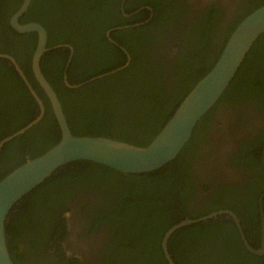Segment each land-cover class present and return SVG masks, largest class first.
<instances>
[{"label":"trees","instance_id":"trees-1","mask_svg":"<svg viewBox=\"0 0 264 264\" xmlns=\"http://www.w3.org/2000/svg\"><path fill=\"white\" fill-rule=\"evenodd\" d=\"M230 1L224 11L216 0L209 6L204 5L209 0H126L123 4V0H31L19 23L41 25L47 35V49L63 45L72 48L68 83L84 84L80 88H67L62 80L68 48L45 53L40 69L58 97L73 136L102 137L146 147L195 84L212 69L234 29L264 5V0ZM5 2L0 0L2 21L10 18L23 0H14L15 5ZM7 21L6 30L24 43L26 40L12 31ZM28 35L34 40L30 55L13 56L1 48L0 54L14 58L42 101L44 114L36 125L1 149L0 181L61 139L50 102L31 70L37 35ZM47 64L53 65L54 73ZM111 70L112 74L90 82ZM245 101L253 106L254 111L248 112L251 114L264 104V34L254 42L218 101L194 127L189 142L168 165L150 173L123 174L77 161L59 168L23 198L5 222L13 264H24V260L29 264H168L161 249L164 234L182 220L209 214L192 212L202 200L198 188L209 191L208 196L215 195L193 177L184 188L178 160L191 150L196 139L209 143L213 114L233 113L234 106H244ZM225 105L227 109L222 110ZM38 114L39 107L14 66L0 59V141L24 128ZM29 137L34 145L27 144ZM234 159L239 160V152ZM178 188L183 189L182 194ZM221 219L177 230L168 242L174 264H258L259 257L245 249L234 225ZM77 227L84 241L100 233L98 250L70 246L68 232L73 233ZM232 230L235 233L231 234ZM244 234L255 249L248 232ZM218 241L229 246L223 249L229 252L224 258L213 255L218 251L213 244ZM17 243L23 245V251L19 252ZM79 252L82 258L75 257Z\"/></svg>","mask_w":264,"mask_h":264},{"label":"water","instance_id":"water-1","mask_svg":"<svg viewBox=\"0 0 264 264\" xmlns=\"http://www.w3.org/2000/svg\"><path fill=\"white\" fill-rule=\"evenodd\" d=\"M30 1L23 0L20 8L11 17L10 24L18 34L34 33L37 35V45L31 59V70L36 82L50 102L59 126L61 139L46 153L35 159L27 160L0 181V264H13L5 236V222L11 210L59 168L77 161H88L123 174H144L157 171L172 162L188 142L195 125L214 106L229 86L254 42L264 34L263 5L245 17L234 29L212 69L195 84L150 144L146 147H136L102 137H75L70 133L58 97L41 72L40 61L48 51L60 48L72 50V48L63 45L47 49V35L41 25L36 23L21 25L19 23L20 18L28 9ZM125 1L123 0L122 4ZM109 33L110 31L106 33L107 37H109ZM0 59H6L14 66L15 71L39 107L38 116L30 124L0 141L1 151L6 143L24 134L41 120L44 114V105L14 59L4 54H0ZM64 80L65 85L70 89L84 85L72 86L67 83L66 77ZM92 81L94 80L90 82ZM224 213L220 211L193 220L185 219L172 226L164 234L161 242V249L167 263L174 264L168 253V241L177 230L205 222ZM230 216L238 227L247 251L254 255L264 254V247L256 251L249 246L237 219L233 215ZM262 245H264V230H262Z\"/></svg>","mask_w":264,"mask_h":264},{"label":"flooded vegetation","instance_id":"flooded-vegetation-1","mask_svg":"<svg viewBox=\"0 0 264 264\" xmlns=\"http://www.w3.org/2000/svg\"><path fill=\"white\" fill-rule=\"evenodd\" d=\"M13 1L4 0L5 5H15L16 3ZM214 1L215 0H209V3H204V5L208 4L209 6L213 4ZM216 2L219 7L222 8L223 6L224 11H226L229 4H231L230 0H216ZM234 3L239 4L238 1H234ZM146 9L149 10L150 8L148 9L147 7ZM233 9V11H235L238 9V7ZM5 15L6 13H4V16ZM11 17L4 18L3 21L0 18V48L8 50L10 55H22L26 57L27 55L31 54L34 40L32 37H29L31 35L19 34V36L23 37L22 40L26 41L24 43L16 41L17 37L14 34H10L12 32H8L6 30L7 27L5 26V21L8 19V26L12 31H14L10 24ZM125 17L129 18L128 15ZM30 23L34 22H27L21 25ZM9 34L10 36L7 37ZM109 41L117 45V42L112 41L110 38ZM69 50L70 54L66 64L64 65L62 75L63 82L65 81L64 78L66 77L67 83V71L72 58V50ZM10 57L13 58L12 56ZM47 65V69L51 73H54L55 69L53 65ZM112 72H114V70L94 77L90 79V81L106 77L112 74ZM244 104V106L240 107H238V105L234 106L235 111L233 113L225 112L222 115L219 112L213 114V121L210 124V127H213V130L210 131L209 134L211 137L209 138V143H207V140L201 141L196 139L193 146L189 148L191 150L186 151V153L181 158H179L177 171L181 173L180 182L184 188L188 178L193 177L197 180V182H200L201 186H207L209 190L215 194L208 196L209 191L206 193V190H203L202 187L198 188L197 195L199 193H203V196L201 197L202 200L197 204V207H194L195 211H192L193 213L201 214L206 211L209 214L220 211L225 212L224 214H221L213 219L217 220L222 218L221 220L228 222V224L231 222L236 228V232H238V236L242 242L238 227L230 215L235 216L244 238L246 239L244 234L246 231L248 232V237L254 244L256 251H259L262 247H264V245H262V230H264V104H262L260 107H257L256 111L252 114L248 112L253 110V106L247 101H245ZM243 107L244 109H242ZM226 109L227 106L225 105L222 110ZM197 140H199V142ZM28 142V145H34V141L31 139V137H29ZM251 146L258 147L249 148ZM238 152L239 160H236L234 157ZM182 190L183 189L178 188V191L181 194ZM64 217H66V215ZM77 228L79 230H77ZM77 228L73 231V233H70L72 230L68 232V238H71L69 241L70 246L79 247L86 251L98 250L96 240L100 233L98 232L94 234L91 239L88 238V241H84V239L78 235L80 227ZM233 233H235L234 230H232L231 234ZM24 235H27V233H24ZM22 246L23 245H19L17 243L19 252L23 251ZM243 246L247 250L244 244ZM213 248L218 249V251H214L213 255H218L220 258H224V254L229 253L228 251L223 250L229 249V246L224 241H218L216 244H213ZM68 253L71 254L72 251L69 250ZM252 255L259 257V259H257L259 260L258 264H261L260 259L263 260L264 264V254ZM75 257L82 258L81 252H79ZM22 263L29 264L27 260L22 261Z\"/></svg>","mask_w":264,"mask_h":264},{"label":"clouds","instance_id":"clouds-1","mask_svg":"<svg viewBox=\"0 0 264 264\" xmlns=\"http://www.w3.org/2000/svg\"><path fill=\"white\" fill-rule=\"evenodd\" d=\"M171 117H172V116H171ZM168 121H169V120H168ZM168 121H167V122H168ZM167 122H166V123H167ZM166 123H165V124H166ZM164 126H165V125H164ZM164 126H163V127H164ZM163 127H162V128H163ZM193 129H194V128H193ZM192 131H193V130H192ZM158 133H159V132H158ZM190 137H191V136H190ZM189 139H190V138H189ZM187 143H188V142H187ZM187 143H186V144H187ZM186 144H185V145H186ZM183 148H184V147H183Z\"/></svg>","mask_w":264,"mask_h":264}]
</instances>
